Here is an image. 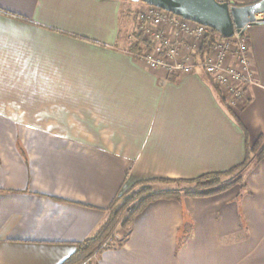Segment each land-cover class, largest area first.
<instances>
[{
	"label": "crops",
	"instance_id": "obj_1",
	"mask_svg": "<svg viewBox=\"0 0 264 264\" xmlns=\"http://www.w3.org/2000/svg\"><path fill=\"white\" fill-rule=\"evenodd\" d=\"M139 7L0 0V264H62L135 184L229 172L264 139V24L245 34L255 84L234 105L220 92L241 127L205 72L136 58L150 46L132 38ZM252 157L244 188L152 202L83 264H264V159Z\"/></svg>",
	"mask_w": 264,
	"mask_h": 264
},
{
	"label": "built area",
	"instance_id": "obj_2",
	"mask_svg": "<svg viewBox=\"0 0 264 264\" xmlns=\"http://www.w3.org/2000/svg\"><path fill=\"white\" fill-rule=\"evenodd\" d=\"M146 9L138 15V27L151 45L152 54H137L136 58L153 70L171 74L203 71L232 105L243 100L248 86L255 84L245 35L223 39L211 52L201 55L198 52L211 29L154 7Z\"/></svg>",
	"mask_w": 264,
	"mask_h": 264
},
{
	"label": "trees",
	"instance_id": "obj_3",
	"mask_svg": "<svg viewBox=\"0 0 264 264\" xmlns=\"http://www.w3.org/2000/svg\"><path fill=\"white\" fill-rule=\"evenodd\" d=\"M223 39L225 38L216 32L211 31V34L204 43V53H209L214 45ZM132 49L136 52L140 51L138 46H135ZM215 89L222 104L226 107L232 118H234V120L242 127L234 110L227 104L219 89L217 87H215ZM263 141L264 139L262 138L255 150H249L248 148L245 162L229 172L206 174L192 180L158 179L135 184L128 192L114 199L109 207V218L96 235L77 244L76 252L62 264H82L87 262L93 254L109 249L112 245L110 240L118 229L124 231L125 240L128 237V231L134 218L152 202L160 199H173L180 201L184 197H212L225 193L237 185L244 188L242 174L251 162L253 158L252 155L255 156L256 151H259ZM263 151L264 149L261 152L263 153ZM256 157L254 158L258 160L261 159L262 156L259 155ZM231 178L233 179L229 180ZM157 185L172 186L175 189L168 192H156L153 187ZM123 200L124 204L120 205Z\"/></svg>",
	"mask_w": 264,
	"mask_h": 264
},
{
	"label": "water",
	"instance_id": "obj_4",
	"mask_svg": "<svg viewBox=\"0 0 264 264\" xmlns=\"http://www.w3.org/2000/svg\"><path fill=\"white\" fill-rule=\"evenodd\" d=\"M143 3L184 20L211 29L225 39L244 36L255 25L264 24V0L239 6L220 0H123ZM261 17V18H257Z\"/></svg>",
	"mask_w": 264,
	"mask_h": 264
},
{
	"label": "rangeland",
	"instance_id": "obj_5",
	"mask_svg": "<svg viewBox=\"0 0 264 264\" xmlns=\"http://www.w3.org/2000/svg\"><path fill=\"white\" fill-rule=\"evenodd\" d=\"M123 2H126V4H128L129 6H136V5H139L140 7L138 8V9H136L135 11H134V18H135V21H136V26L133 28V32H134V34L132 35V38L135 40L136 38H138V36L140 35V32H139V27H138V15L141 13V12H144V11H146L147 9H146V6L143 4V3H139V4H132V3H130V2H127V1H123ZM142 37H145V36H143V35H141ZM137 42V41H136ZM142 44V43H141ZM151 46V45H150ZM150 46H147V45H143V49H142V51H141V53L140 54H144V55H149V54H152V52H151V47ZM133 47H135V46H132V47H130L131 49L133 48ZM201 52V53H200ZM205 51H204V43H203V47H201V50L198 52V54L200 53L201 55L204 53ZM211 52V51H210ZM264 143L261 145V147L259 148V151L257 152L256 151V153H255V157L256 156H262L261 157V159H264V151H263V153L261 152L263 149H264ZM261 152V153H260ZM257 158V157H256ZM244 172H246L245 174H248L249 172H247V170L245 169L244 170ZM243 172V173H244ZM233 178H231V179H229V180H232ZM154 188V190L156 191V192H168V191H170V190H173V189H175L174 187H172V186H154L153 187ZM124 204V200L121 202V204L120 205H123ZM123 219H124V216H123ZM119 230H121V229H118V231ZM120 232V231H119ZM118 235H119V233H118ZM124 235V234H123ZM118 238H122L121 236H119ZM115 241H118L117 240V238L115 239ZM94 256V254L91 256V257H93ZM90 257V258H91ZM83 264V263H82ZM95 264V263H94Z\"/></svg>",
	"mask_w": 264,
	"mask_h": 264
}]
</instances>
